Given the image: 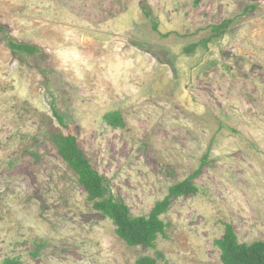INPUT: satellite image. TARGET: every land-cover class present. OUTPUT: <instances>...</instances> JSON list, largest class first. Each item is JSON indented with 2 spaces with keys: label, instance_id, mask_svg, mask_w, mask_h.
Instances as JSON below:
<instances>
[{
  "label": "rangeland",
  "instance_id": "374dc122",
  "mask_svg": "<svg viewBox=\"0 0 264 264\" xmlns=\"http://www.w3.org/2000/svg\"><path fill=\"white\" fill-rule=\"evenodd\" d=\"M0 25V262L222 264L226 224L264 242V0H0ZM7 37L40 51L13 54ZM56 132L133 217L186 179L198 192L171 202L154 249L128 247Z\"/></svg>",
  "mask_w": 264,
  "mask_h": 264
},
{
  "label": "trees",
  "instance_id": "16d2710c",
  "mask_svg": "<svg viewBox=\"0 0 264 264\" xmlns=\"http://www.w3.org/2000/svg\"><path fill=\"white\" fill-rule=\"evenodd\" d=\"M200 0H195L198 2ZM148 16V14L146 13ZM231 21H224L222 24L214 26L216 35L223 33ZM152 28L157 31V24L152 22ZM4 28L0 25V31ZM207 40L194 43L184 49V53L189 54L200 45H206ZM6 46L13 54L35 55L39 48L19 43L11 38H6ZM59 125L68 129L63 118L55 111L53 112ZM104 121L108 126L114 128H124L125 123L119 112H110L104 116ZM59 156L73 171L77 183L83 188L87 195V200L91 203L94 211L108 218L115 227V235L128 247L155 248L156 240L165 232L167 225L163 222L162 216L170 208L171 202L177 198L194 195L198 192L196 186L191 184L190 179H186L169 188L167 196L157 202L147 216L133 217L125 202L111 192L106 179L95 171L84 153L78 146L77 139L73 133L67 134L56 132L51 135ZM206 162V156L202 158L200 167L194 172L196 176L201 167ZM192 176V177H193ZM214 245L220 251V261L222 264H264V242L256 241L251 244L239 243L231 225L226 224L223 237L216 240ZM159 255V254H158ZM0 264H20L18 260L8 258ZM135 264H158L151 257L143 256L136 260Z\"/></svg>",
  "mask_w": 264,
  "mask_h": 264
}]
</instances>
